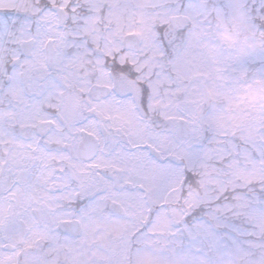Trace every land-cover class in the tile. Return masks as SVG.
<instances>
[{
    "label": "snow or ice",
    "instance_id": "obj_1",
    "mask_svg": "<svg viewBox=\"0 0 264 264\" xmlns=\"http://www.w3.org/2000/svg\"><path fill=\"white\" fill-rule=\"evenodd\" d=\"M0 264H264V0H0Z\"/></svg>",
    "mask_w": 264,
    "mask_h": 264
}]
</instances>
